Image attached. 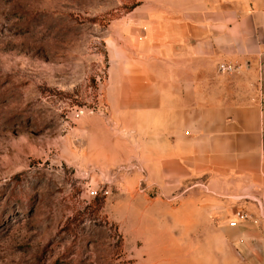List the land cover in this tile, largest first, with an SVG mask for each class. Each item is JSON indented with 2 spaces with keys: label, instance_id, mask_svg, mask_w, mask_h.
<instances>
[{
  "label": "rangeland",
  "instance_id": "obj_1",
  "mask_svg": "<svg viewBox=\"0 0 264 264\" xmlns=\"http://www.w3.org/2000/svg\"><path fill=\"white\" fill-rule=\"evenodd\" d=\"M141 2L0 0V264H167L164 206L190 189L248 204L194 180L165 191L121 162L104 95L116 24Z\"/></svg>",
  "mask_w": 264,
  "mask_h": 264
},
{
  "label": "crops",
  "instance_id": "obj_2",
  "mask_svg": "<svg viewBox=\"0 0 264 264\" xmlns=\"http://www.w3.org/2000/svg\"><path fill=\"white\" fill-rule=\"evenodd\" d=\"M136 10L116 24L104 95L121 162L165 191L194 180L248 203L228 211L190 189L164 206L167 264H264V0H145Z\"/></svg>",
  "mask_w": 264,
  "mask_h": 264
},
{
  "label": "built area",
  "instance_id": "obj_3",
  "mask_svg": "<svg viewBox=\"0 0 264 264\" xmlns=\"http://www.w3.org/2000/svg\"><path fill=\"white\" fill-rule=\"evenodd\" d=\"M237 70L236 67L232 66V65H226V64H220L218 65V71L222 74H231L233 72H235ZM237 217L240 221H243V220H246L247 219V215L245 214H241V213H238L237 214ZM238 224V221H232L230 222V226L231 227H234Z\"/></svg>",
  "mask_w": 264,
  "mask_h": 264
}]
</instances>
